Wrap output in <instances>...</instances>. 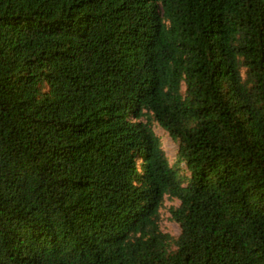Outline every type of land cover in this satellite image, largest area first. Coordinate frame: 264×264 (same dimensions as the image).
I'll return each mask as SVG.
<instances>
[{"label": "trees", "instance_id": "1", "mask_svg": "<svg viewBox=\"0 0 264 264\" xmlns=\"http://www.w3.org/2000/svg\"><path fill=\"white\" fill-rule=\"evenodd\" d=\"M0 264H264V0H0Z\"/></svg>", "mask_w": 264, "mask_h": 264}, {"label": "rangeland", "instance_id": "2", "mask_svg": "<svg viewBox=\"0 0 264 264\" xmlns=\"http://www.w3.org/2000/svg\"><path fill=\"white\" fill-rule=\"evenodd\" d=\"M156 133L162 139L163 142V149L165 150L167 156L169 157L171 164L175 166L177 162V155L179 150V145L175 142L168 133H166L163 129L159 126L155 128ZM182 173L188 174L186 171L185 166H181ZM180 203L177 201H166L165 207L162 210V221L161 227L165 233H170L173 236H178L180 234V227L178 224L171 220V213L170 209L173 207L179 206Z\"/></svg>", "mask_w": 264, "mask_h": 264}]
</instances>
